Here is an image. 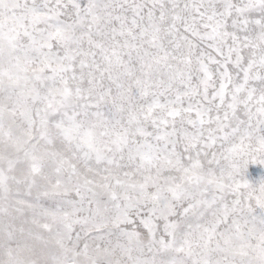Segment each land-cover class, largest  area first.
Returning a JSON list of instances; mask_svg holds the SVG:
<instances>
[{"label": "snow or ice", "instance_id": "obj_1", "mask_svg": "<svg viewBox=\"0 0 264 264\" xmlns=\"http://www.w3.org/2000/svg\"><path fill=\"white\" fill-rule=\"evenodd\" d=\"M0 264H264V0H0Z\"/></svg>", "mask_w": 264, "mask_h": 264}]
</instances>
